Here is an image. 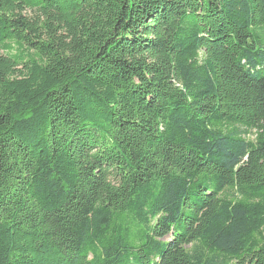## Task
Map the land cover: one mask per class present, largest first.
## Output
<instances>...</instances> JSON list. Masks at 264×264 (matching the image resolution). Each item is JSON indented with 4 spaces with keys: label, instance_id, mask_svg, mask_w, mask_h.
I'll use <instances>...</instances> for the list:
<instances>
[{
    "label": "trees",
    "instance_id": "1",
    "mask_svg": "<svg viewBox=\"0 0 264 264\" xmlns=\"http://www.w3.org/2000/svg\"><path fill=\"white\" fill-rule=\"evenodd\" d=\"M0 264H264V0H0Z\"/></svg>",
    "mask_w": 264,
    "mask_h": 264
},
{
    "label": "rangeland",
    "instance_id": "2",
    "mask_svg": "<svg viewBox=\"0 0 264 264\" xmlns=\"http://www.w3.org/2000/svg\"><path fill=\"white\" fill-rule=\"evenodd\" d=\"M0 54H3V52H2V51H0Z\"/></svg>",
    "mask_w": 264,
    "mask_h": 264
}]
</instances>
